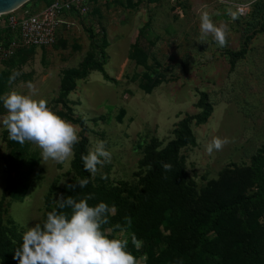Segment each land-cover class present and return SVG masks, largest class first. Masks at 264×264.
I'll use <instances>...</instances> for the list:
<instances>
[{
  "label": "rangeland",
  "instance_id": "1",
  "mask_svg": "<svg viewBox=\"0 0 264 264\" xmlns=\"http://www.w3.org/2000/svg\"><path fill=\"white\" fill-rule=\"evenodd\" d=\"M204 11L227 25L224 47L201 34ZM74 22L53 46L0 63V97L27 94L31 82L79 137L72 156L44 161L35 143L11 140L0 124V264H19L23 232L56 200L89 194L90 206L108 205L103 230L127 240L136 264H264V0H104ZM183 133L195 145L149 180L158 153ZM214 137L229 143L209 154ZM84 138L86 155L104 140L112 156L80 188L73 161ZM220 204L236 207L214 220Z\"/></svg>",
  "mask_w": 264,
  "mask_h": 264
},
{
  "label": "clouds",
  "instance_id": "2",
  "mask_svg": "<svg viewBox=\"0 0 264 264\" xmlns=\"http://www.w3.org/2000/svg\"><path fill=\"white\" fill-rule=\"evenodd\" d=\"M200 32L203 36L212 35L219 46L227 43V25H217L212 16L204 11L199 17ZM20 73L14 72L9 81ZM28 93L15 89L0 97L7 114L0 117V124L7 130L9 138L20 144L26 141L35 143L41 149V158L63 162L73 155V147L79 142L76 127L47 105L44 98H36L34 85L27 84ZM229 140L214 137L207 145V152L221 150ZM107 142L97 140L81 159L84 169L95 175L105 163L111 162L112 153ZM170 170V164H163ZM80 188L87 186V179L79 180ZM93 196L76 200L74 197H61L56 200L57 209L47 213L42 223L26 227L22 244L16 248L14 259L19 264H136V258L127 251V240L109 238L110 233L103 230L108 223L110 209L100 202L90 206L88 200ZM70 209V212L62 211ZM134 244L136 237L132 236Z\"/></svg>",
  "mask_w": 264,
  "mask_h": 264
},
{
  "label": "built area",
  "instance_id": "3",
  "mask_svg": "<svg viewBox=\"0 0 264 264\" xmlns=\"http://www.w3.org/2000/svg\"><path fill=\"white\" fill-rule=\"evenodd\" d=\"M104 0H54L34 11L26 4L8 13H0V63L10 59L25 47L53 46L60 32L76 24L75 17H86L92 3ZM244 12V8H238Z\"/></svg>",
  "mask_w": 264,
  "mask_h": 264
},
{
  "label": "trees",
  "instance_id": "4",
  "mask_svg": "<svg viewBox=\"0 0 264 264\" xmlns=\"http://www.w3.org/2000/svg\"><path fill=\"white\" fill-rule=\"evenodd\" d=\"M97 65H98V69L102 72H104L103 70V65H104V62H97ZM88 71V68L87 66L84 68V74H81V76L85 75V73ZM69 90H66L65 93L68 94ZM72 122H78V123H81L83 124V121L82 120H74L73 118L70 119ZM185 134V133H183ZM191 134H185V135H182V136H179L177 137L176 139H174L173 141L169 142V144L167 145V147H165L164 149H162L157 157H156V160H155V167L154 169L151 171V174L149 176V180L153 177H155L156 175H159L161 172H163L165 169L163 167V164H168L169 160L174 157L178 150L182 147H185L186 145L188 144H192V145H195V139L191 136ZM86 138L83 139V141L78 144V147H77V154H76V157L73 161V167L82 175V177L84 179H87L89 181V178H90V175L88 173V171H86L84 169V162L83 160L81 159V157L83 155H86L85 154V145H86ZM244 204V203H243ZM236 206H233V205H230V204H220L219 207H216L213 211V219H218L220 214H224L226 216H231L233 214V209L235 208ZM243 207V206H242ZM194 224V231L198 232L200 231V229H202V226L199 224V222L197 221L196 222V225H195V222H193ZM192 225L190 226V229H191ZM207 229V228H206ZM200 235H202V232H199ZM128 251V250H127ZM130 252V251H129ZM131 253V252H130Z\"/></svg>",
  "mask_w": 264,
  "mask_h": 264
},
{
  "label": "water",
  "instance_id": "5",
  "mask_svg": "<svg viewBox=\"0 0 264 264\" xmlns=\"http://www.w3.org/2000/svg\"><path fill=\"white\" fill-rule=\"evenodd\" d=\"M31 0H0V13H8L20 8Z\"/></svg>",
  "mask_w": 264,
  "mask_h": 264
}]
</instances>
